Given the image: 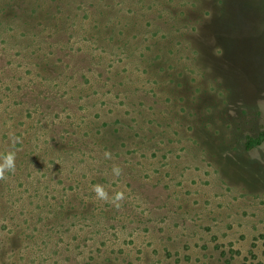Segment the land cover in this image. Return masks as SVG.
I'll return each instance as SVG.
<instances>
[{"label": "rangeland", "instance_id": "374dc122", "mask_svg": "<svg viewBox=\"0 0 264 264\" xmlns=\"http://www.w3.org/2000/svg\"><path fill=\"white\" fill-rule=\"evenodd\" d=\"M14 118L138 162L90 163L117 210L17 147L0 264H264V0H0V154Z\"/></svg>", "mask_w": 264, "mask_h": 264}, {"label": "trees", "instance_id": "16d2710c", "mask_svg": "<svg viewBox=\"0 0 264 264\" xmlns=\"http://www.w3.org/2000/svg\"><path fill=\"white\" fill-rule=\"evenodd\" d=\"M66 79L68 80L72 79L71 75H69L68 78L66 77ZM80 80L82 84L87 85L90 79L86 75L81 74ZM125 113L127 114V111ZM13 121L14 124L12 129H14L13 131L16 134V137L18 138L19 142L15 143L14 145H8L5 147V149L1 151L4 153L7 150L13 149V147L14 150H16V148L20 146L21 148L20 150H18V152L22 150L23 154L19 156L20 158L18 164L20 161L21 163H27V162L38 163L37 158L32 157L36 149L46 156L45 158H47L48 162H54V158L52 157L58 158L60 156V158L58 159L60 160L64 159V154H67V156H71L74 160L77 159V161H80L82 163L84 162V164H89V166L84 170L91 169V171H89L91 174L90 175L82 174L83 178L85 179V183L87 185L88 190H91L94 185L101 184L104 182L103 178L99 176V170L101 168L100 165L99 164L98 166L90 165V163L96 164L97 160L104 159V155H103L104 152L110 151L109 150L110 148L107 146H105L107 147L105 149L104 148L101 150L98 149L99 144L103 142V140H101V137H97V140L96 139L91 140L92 137L90 135L83 133L82 135H78L77 138H72L70 136H65V134L62 132L57 136L49 134L50 140H42L40 136L38 137L36 135L37 133L36 131H39V129L41 128V123L37 122L38 125L36 126H32L31 124L27 123V130H25L24 128H21L22 126L26 125L24 124L25 123L24 120L14 118ZM62 134L64 135L62 136ZM8 137L9 136L7 135L5 138L7 139ZM2 138L5 139L4 135ZM106 139L108 140V138ZM35 143H36V147H35L36 149H33ZM30 145L32 146V148L30 147ZM110 152L112 153V159L111 160L104 159L108 165L118 164L121 168H125L127 164L133 165V163L138 162L136 159L131 160L128 157H124L123 155V154H128L129 156H131L132 152L131 153L112 152V151ZM17 167L18 165L16 163V170ZM87 189L85 190L88 191ZM62 207L63 208L65 207L64 204L63 206H56V210L61 209ZM72 209L73 208H71V210ZM82 209L85 210L87 209L86 204H83ZM90 211H94V210L91 209ZM88 213L89 215L93 214L92 212H88Z\"/></svg>", "mask_w": 264, "mask_h": 264}, {"label": "clouds", "instance_id": "9594fccd", "mask_svg": "<svg viewBox=\"0 0 264 264\" xmlns=\"http://www.w3.org/2000/svg\"><path fill=\"white\" fill-rule=\"evenodd\" d=\"M10 139L13 145L19 142L18 138L15 137L14 134L10 137ZM103 155L106 160L112 159V153L110 151H105ZM254 158L264 162V157H261L259 152H257ZM16 159L17 152L14 150V147L13 149L0 154V181L7 180L8 174L15 172ZM111 173L114 177L119 178L124 174V170L118 164H113ZM92 191L95 193V197L98 200L111 203L117 210L122 207V202L126 199L125 192L123 191H116L110 196L108 190L101 184L94 185L92 187Z\"/></svg>", "mask_w": 264, "mask_h": 264}]
</instances>
